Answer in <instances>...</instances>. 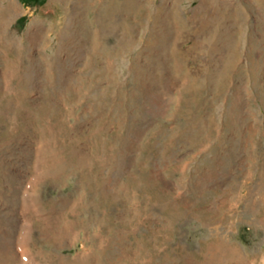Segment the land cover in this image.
Instances as JSON below:
<instances>
[{
	"label": "rangeland",
	"instance_id": "1",
	"mask_svg": "<svg viewBox=\"0 0 264 264\" xmlns=\"http://www.w3.org/2000/svg\"><path fill=\"white\" fill-rule=\"evenodd\" d=\"M24 245L264 264V0H0V264Z\"/></svg>",
	"mask_w": 264,
	"mask_h": 264
},
{
	"label": "bare ground",
	"instance_id": "2",
	"mask_svg": "<svg viewBox=\"0 0 264 264\" xmlns=\"http://www.w3.org/2000/svg\"><path fill=\"white\" fill-rule=\"evenodd\" d=\"M37 198V197H36ZM35 202V201H34ZM37 202V201H36ZM32 205V204H31ZM29 231H28V233H27V237L29 236ZM17 242V241H16ZM15 246V245H14ZM25 246V245H24ZM24 246H23V251H22V253H20V255H19V253H18V255L17 256H19L20 258H21V261H20V263H18V264H29V260H27V262L25 263L24 262V260H22V257H27V256H31V252L28 250V249H26V247L27 246H25V248H24ZM15 251V250H14ZM18 252V251H17ZM16 252V253H17ZM33 255V254H32ZM15 258H16V256H15ZM27 259H28V257H27ZM5 260L8 262V258H5ZM17 260H19V258H17ZM2 262H4V260H2Z\"/></svg>",
	"mask_w": 264,
	"mask_h": 264
}]
</instances>
